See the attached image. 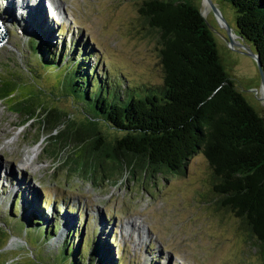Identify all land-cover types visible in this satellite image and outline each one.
<instances>
[{
    "label": "rangeland",
    "instance_id": "374dc122",
    "mask_svg": "<svg viewBox=\"0 0 264 264\" xmlns=\"http://www.w3.org/2000/svg\"><path fill=\"white\" fill-rule=\"evenodd\" d=\"M58 1L60 9L56 11L47 0H0V14L11 10L12 22L27 26L31 35L35 29L38 35L45 30L46 40L52 44L63 40L86 49L91 40V66L106 71L111 82L116 78L122 88L128 83L138 89L161 85L156 39L138 13L142 0ZM192 2L211 27L228 79L264 119V103L255 93L260 82L254 63L228 48L224 30L203 0ZM210 2L234 29L236 13L231 5L223 0ZM12 34L19 38L17 42L0 50V81L16 82L13 96L0 99V200L4 201L0 203V226L9 241L5 247L6 239L0 232V264H53L50 248L62 242L70 226L81 230L83 237L96 230L102 232L110 264H263L262 249L232 214L217 206L215 182L200 154L176 175L161 174L154 179H142L143 174L133 179L128 169L109 179L99 170L90 175L72 170L73 165L83 162L85 145L78 144L79 138L73 134L85 116L69 98L56 93L47 73L26 68L30 62L35 65L25 38ZM27 97L43 109L66 115L64 126L50 129L54 120L46 116L48 125L43 124L42 111L25 123L13 105ZM65 128V140L53 147L50 137ZM99 129L109 142L123 136L102 123ZM15 202L53 218L59 212V222L46 224L56 225L47 227L51 232L47 246L28 243L24 235L11 232L2 223L6 217L3 212Z\"/></svg>",
    "mask_w": 264,
    "mask_h": 264
},
{
    "label": "trees",
    "instance_id": "16d2710c",
    "mask_svg": "<svg viewBox=\"0 0 264 264\" xmlns=\"http://www.w3.org/2000/svg\"><path fill=\"white\" fill-rule=\"evenodd\" d=\"M223 1L234 9L238 31L256 49L264 71V0ZM10 12L0 14V19L25 38L37 69L31 70L35 67L31 62L26 68L47 73L56 93L69 98L85 116V124L80 123L73 134L79 138L78 144L85 145L83 162L73 165L72 170L88 175L99 170L109 179L128 169L133 179L137 174L154 179L161 174L176 175L200 154L215 182L217 206L232 214L254 239L262 249L264 264V119L228 79L213 34L192 0L139 3L138 13L155 36L163 73L161 85L143 89L129 83L122 88L116 78L111 82L106 71L91 66V40L86 49L63 40L52 44L46 40L45 30L38 35L35 29L31 35L27 26L12 22ZM0 82V99L12 97V80ZM35 101L27 97L14 103L13 109L25 123L42 111L41 116L54 120L50 129L64 126L67 116L43 109ZM100 123L123 136L107 141ZM66 130L50 137L53 147L65 140ZM49 154L56 156L54 151ZM17 202L3 212L6 217L2 223L11 232L24 235L28 243L47 246L51 224H46L59 222V212L53 218ZM105 243V235L98 230L83 237L81 230L70 226L62 242L50 248L54 253L50 252L49 260L53 264H110Z\"/></svg>",
    "mask_w": 264,
    "mask_h": 264
},
{
    "label": "water",
    "instance_id": "95a60500",
    "mask_svg": "<svg viewBox=\"0 0 264 264\" xmlns=\"http://www.w3.org/2000/svg\"><path fill=\"white\" fill-rule=\"evenodd\" d=\"M203 1L207 4V6L213 12V14H214L217 22H219V24L221 25V28L224 30V32L226 34V36L224 37V40H225V43L228 46V48L231 51H233V52H236V53H238V54H240L242 56H245V57L251 59L252 60V63H254V65H255V67L257 69L258 75H259V82H260L259 89H257V91L255 93H256V95H258V94L260 95L259 100L264 103V71H263L262 66H261L260 58H259V55L256 52V49L252 46V44H250L248 41H246V39L244 37H242L240 35V33L238 31V28H237V25H236V18H237V16L235 18V28L233 29L222 18V16L215 9V7L212 5V3L210 2V0H203ZM205 22H206L208 28L211 31V27L209 26V24L207 23L206 20H205ZM10 32H9V29L8 28H5V26L0 22V50L3 49V48H5V47H8L11 43H16L17 40L19 39L16 35H13L12 34L13 32H11V33ZM13 83H16V82H13ZM234 88L236 89L235 85H234ZM236 91L239 92L237 89H236ZM7 231L8 230L6 229V232ZM0 232L3 233V235H4L5 239H6V242H5L4 245H5V247H7L8 246V243H9V241L7 239V234L8 233L6 234L1 229V226H0ZM9 235H10V233H9ZM5 247H4V249H5ZM1 250H2V248H1Z\"/></svg>",
    "mask_w": 264,
    "mask_h": 264
},
{
    "label": "bare ground",
    "instance_id": "6f19581e",
    "mask_svg": "<svg viewBox=\"0 0 264 264\" xmlns=\"http://www.w3.org/2000/svg\"><path fill=\"white\" fill-rule=\"evenodd\" d=\"M58 3L60 4V2L58 0H51V9L55 8L56 11H58L60 8L58 7ZM63 12H61L59 15H62L63 17ZM140 223V222H139Z\"/></svg>",
    "mask_w": 264,
    "mask_h": 264
}]
</instances>
